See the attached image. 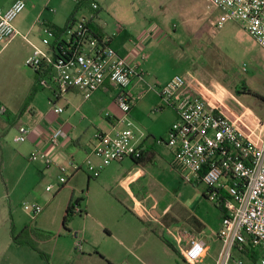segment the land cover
<instances>
[{
	"label": "crops",
	"instance_id": "0c3cea01",
	"mask_svg": "<svg viewBox=\"0 0 264 264\" xmlns=\"http://www.w3.org/2000/svg\"><path fill=\"white\" fill-rule=\"evenodd\" d=\"M14 1L0 0V10H6ZM172 1L180 4L179 7L192 19L189 24L201 34L207 33V30L212 26L216 28L217 20L222 17V13L211 4L210 0ZM25 2L26 9L14 21V27L20 35L7 45L0 44V56L7 54L10 62L19 59L23 64L25 58L31 53V45L46 49L42 44V38L46 37L44 27L61 29L65 24V28L68 21L66 16L70 13L68 11V13L64 12L62 15H56V12H58L56 9L60 10V6L67 8V5L63 6L60 3L56 6L53 0H25ZM169 2L170 0H90L80 10L83 12L82 20H84L89 18L91 4H99L100 10L94 24L103 34L111 37V47L119 56L130 59L131 64L137 66L139 75L132 78L128 88L132 99L131 110L135 104L133 92L140 87L142 82L140 72L147 68L151 57L156 55L157 48L165 45L163 40L165 31L160 25L156 24L161 28L164 35L158 38H146L144 36L145 32L150 24L154 22L153 17L163 10ZM214 10L218 12V15L215 17L216 21L215 19L211 21L208 16H210V13H214ZM74 20L77 21V19ZM55 40L56 37L54 40H49L50 44L53 45ZM60 40H67L65 33L61 34ZM140 41L144 43V54L147 56L145 60H141L139 57L134 58L132 55L135 44ZM241 51L247 53L246 50ZM169 79L171 77L161 84H165ZM193 79L198 82L194 88L200 90V94L213 108L238 126L245 136L253 140L257 138V134L264 126V85L260 79L255 76L244 79L228 76L229 87L223 85L222 87L211 88L204 86L194 76ZM34 80L35 73H33L32 80H27L28 85L24 87L19 95L20 99L16 105L0 92V101L8 109L5 116H0V141L15 126L19 117L18 130L20 127L30 130L24 142L25 144L20 146L17 151V159L25 166L26 171L20 174L11 188H7V194L10 197L14 196L20 189L26 172L32 169L29 177L32 184L28 191L34 194V202H39V205L43 207V211L38 216L28 214L27 217L23 215L19 205L12 207V201L7 205L0 206V264H45L40 255L29 246L15 245L12 241V234L16 236L25 227H33L40 237L31 236V240L46 252L51 243L56 245V220L64 219L66 209L71 202L79 199V207L84 205L86 209H89V207L94 206L105 210L110 203V200L106 197L111 195L127 213L135 215L143 221H146L144 217H150V219H154V223L163 224L167 229L170 228V224L173 231L169 232L173 236V241L178 245L185 246L191 237L205 241L208 245L207 258L213 246L220 244L216 239V235L221 227L223 210L215 205L218 216L216 221L211 223L196 212H187L185 206H179L180 220L173 218L170 223L166 222L164 224L162 220L166 221L169 214L168 212L158 211L157 202L151 193V189L156 184L152 169L160 165L165 170H176L172 166L173 153L162 142L170 126L177 118L174 109L170 106L166 109L171 117L169 126L164 132V137L161 136L158 141L157 137L144 133L145 139L141 144V160L128 157L120 163H113L105 167L97 178H93L87 172L85 162L90 160L95 166H98L100 160L92 154V136H89V140H86L84 131L91 126L98 132H110L114 128H124V125L119 122L123 117V113L116 103L121 90L108 81L89 99H84L82 93L78 90H70L57 101V105L64 109L61 115L55 116L52 110L42 113L34 107H32V110H27L30 111V114H26L27 111H22V105ZM159 87L156 88L158 95ZM239 97L249 100L243 103L239 100ZM106 105L111 111H103ZM252 106H259L262 116L254 114ZM129 115L135 124L131 111ZM55 128H60L68 136L67 140H62L56 147L47 140L49 134ZM0 147L3 151L6 149L2 145ZM32 152L49 155L52 164L48 165L46 163L47 156L39 159L36 163L30 162L28 157ZM71 160L77 165V168L69 164ZM179 172L181 173V171ZM62 174L67 176V184L54 194L46 192L45 187L56 182ZM191 184L203 183L195 179ZM43 185L44 189L38 191ZM205 192H201L200 199L209 202L211 199L208 189ZM58 213H60V216ZM83 242L87 241L84 240ZM47 252L50 256V264H54L56 246L51 251L47 250ZM84 257L85 254L80 258ZM206 258L198 264L204 262Z\"/></svg>",
	"mask_w": 264,
	"mask_h": 264
},
{
	"label": "built area",
	"instance_id": "2783aa9c",
	"mask_svg": "<svg viewBox=\"0 0 264 264\" xmlns=\"http://www.w3.org/2000/svg\"><path fill=\"white\" fill-rule=\"evenodd\" d=\"M210 2L222 13L217 28H222L228 20L238 22L264 50V0ZM25 9V0H15L9 8L0 10V44L7 45L20 35L14 21ZM99 10V4L92 3L89 18L74 20L66 28L67 40H55L53 45L48 38H55V33L44 27L46 37L42 44L46 49L31 45V53L24 60L27 68L40 73L39 86L53 91L54 100L50 102L55 116L64 112L57 101L70 90H78L84 99H89L107 81L121 90L116 103L123 113L119 122L124 128L93 135L92 154L100 164L95 166L90 160L85 162V168L93 178L113 163L128 157L139 159L145 139L144 132L129 115L132 99L128 88L132 78L139 75L137 66L117 54L111 47V37L90 29L89 23L97 19ZM162 35L161 28L152 23L144 36L152 39ZM134 47V58L145 60L144 43L140 41ZM197 84L193 78L175 75L158 88L161 98L177 115L162 142L173 153L174 169L189 172V183L195 179L203 183L210 199L223 210L221 227L216 235L220 249L214 264H264V126L256 139L248 138L195 92L192 86ZM7 112V107L0 101V116ZM29 133V129L20 127L15 142H25ZM67 139V134L60 128H55L47 138L55 147ZM45 157L46 163L52 164L49 155L38 152H32L28 160L36 163ZM69 164L77 168L72 160ZM66 184L67 176L62 174L56 182L47 185L45 191L54 194ZM23 206L33 216L43 211L36 203ZM81 211L80 207L75 209L76 213ZM74 238V251L81 253L84 242L76 234ZM254 251H257L255 258ZM207 253L206 242L191 237L181 249V258L188 264H198Z\"/></svg>",
	"mask_w": 264,
	"mask_h": 264
},
{
	"label": "rangeland",
	"instance_id": "374dc122",
	"mask_svg": "<svg viewBox=\"0 0 264 264\" xmlns=\"http://www.w3.org/2000/svg\"><path fill=\"white\" fill-rule=\"evenodd\" d=\"M53 3L56 6L60 3L67 5V8L60 6V10L56 9V15L70 11L66 16L67 20L77 5L75 0H53ZM179 5L170 0L164 9L153 17V23L160 25L165 31V45L157 48V53L151 57L147 68L141 70V85L133 92L135 104L131 116L135 124L146 135L157 137L158 141L161 136L164 137L171 117L166 110L170 105L156 91L167 78L178 75L191 79L194 76L204 86L211 88L223 85L229 87L228 76L238 79L255 76L264 85V50L244 31L240 23L228 20L222 29L212 26L207 33L201 34L189 24L192 19ZM213 12L208 16L211 21L218 15L217 11ZM82 13L78 11L76 14L77 21L82 20ZM219 21L221 20H217V24ZM64 25L61 29H65ZM65 38L67 39V36ZM241 50H246L247 53ZM33 73V70L27 68L19 59L10 62L7 54L0 56V92L16 105L20 99L19 95L28 85L27 80H32ZM255 84L257 85V82ZM194 86L192 87L195 92L200 94V90ZM50 100H54L53 91L44 88L38 91L34 103L32 102L33 106L29 109L34 107L37 111L47 113L53 109ZM239 100L246 103L249 99L239 97ZM113 104L115 105L114 101ZM252 107L254 114L262 116L259 106ZM103 111L111 110L106 105ZM27 113L30 114V111ZM19 119L0 141V145L6 148L3 151L0 147V206L12 201V207L19 205L23 215L28 217L31 212L26 211L23 205L36 203L34 194L28 191L32 184L29 180L31 168L26 172L25 179L15 195L10 197L7 194V188H11L20 174L26 171L25 166L17 159L18 148L25 144L15 142V138L19 136ZM97 132L93 126L87 128L84 131L85 139L89 140V136L93 138ZM152 170L156 184L151 193L157 202L158 211L169 214L166 221L162 220L164 224L170 223L173 218L180 220L179 206H185L187 212H196L208 222L216 221L218 210L215 203L212 200L204 202L200 199L201 192L207 191V187L204 184L189 183V172L165 170L160 165ZM41 187L38 191L44 189V185ZM111 196L106 197L110 203L105 210L94 206L86 209L81 205L83 213L71 218L65 228L62 226V218L56 220V245L51 243L47 249L51 251L56 246L54 264H188L181 258L184 245L173 241L169 232L173 231L170 224L167 229L163 224L154 223V219L150 217H144L146 221H143L127 213ZM36 204L39 205V202ZM58 215L60 216V213ZM162 221L160 222L163 223ZM75 233L78 234V239L87 241L84 242L81 253L74 251ZM161 237L168 240L174 250L168 247ZM219 247L220 244L214 245L206 260L200 264H214ZM47 250L43 251L48 253ZM83 254L85 257L80 258Z\"/></svg>",
	"mask_w": 264,
	"mask_h": 264
},
{
	"label": "trees",
	"instance_id": "16d2710c",
	"mask_svg": "<svg viewBox=\"0 0 264 264\" xmlns=\"http://www.w3.org/2000/svg\"><path fill=\"white\" fill-rule=\"evenodd\" d=\"M90 0H84L82 2H78L77 5H76V8H75V11L74 13L71 15V17L68 19L67 21V24H66V27L65 29H60V28H55V27H49L51 28L54 33H55V36H56V42L60 39L61 37V34L65 33L66 32V28L69 24H71L74 19H75V16L76 14L78 13V11H80L82 9V7H84L85 5H87L89 3ZM48 27V26H47ZM89 27L90 29L94 32V33H97V34H103L98 28L97 26L94 24V22H90L89 23ZM92 32V33H93ZM41 79V76H40V73H35V80L33 82V84L31 85L30 89H29V92L27 94V96L25 97V100L23 102V105H22V111H27L29 110L30 108V105L32 104L36 94L38 93V91L40 90H43L42 87L39 86V81ZM142 157H140L138 160H141ZM80 206V200L77 199L73 202H71L67 209H66V214H65V217L63 219V227L65 228L66 227V224L68 223V221L73 218L75 215H80L82 214L83 212H79V213H76L75 212V209L77 207ZM219 209H221L220 206H217ZM31 236H35V237H40L38 235V233L36 232V230L31 227V226H27L25 227L19 234H17L16 236L14 234H12V241L15 245L17 246H22V245H27L29 246L30 248H32L33 250H35L39 255L40 257L44 260L45 264H50V256L48 255V253H45L42 249H40L32 240H31ZM162 238V237H161ZM163 242L170 248H173L172 244L166 240V239H163ZM253 253V257H257V251H254L252 252Z\"/></svg>",
	"mask_w": 264,
	"mask_h": 264
}]
</instances>
